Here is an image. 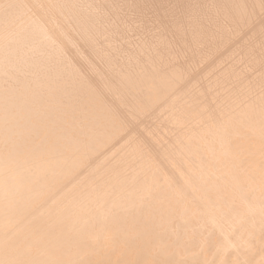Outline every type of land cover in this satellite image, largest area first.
<instances>
[{"label": "bare ground", "instance_id": "1", "mask_svg": "<svg viewBox=\"0 0 264 264\" xmlns=\"http://www.w3.org/2000/svg\"><path fill=\"white\" fill-rule=\"evenodd\" d=\"M0 264H264V0H0Z\"/></svg>", "mask_w": 264, "mask_h": 264}]
</instances>
